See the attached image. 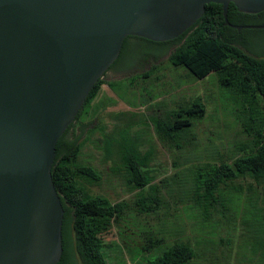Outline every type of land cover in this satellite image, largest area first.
I'll return each instance as SVG.
<instances>
[{"label": "water", "instance_id": "1", "mask_svg": "<svg viewBox=\"0 0 264 264\" xmlns=\"http://www.w3.org/2000/svg\"><path fill=\"white\" fill-rule=\"evenodd\" d=\"M264 0H0V264H57L63 208L51 177L58 139L130 36L173 40L205 6Z\"/></svg>", "mask_w": 264, "mask_h": 264}, {"label": "rangeland", "instance_id": "2", "mask_svg": "<svg viewBox=\"0 0 264 264\" xmlns=\"http://www.w3.org/2000/svg\"><path fill=\"white\" fill-rule=\"evenodd\" d=\"M239 39L244 49L264 58V29L245 30ZM132 46L135 51L156 57H148L129 72H108L103 80L113 82L112 86L103 85L100 94L89 101L82 127L89 126L77 130L79 143H83L79 162L91 166L98 174V184L89 186V191L105 196L112 203L125 201L128 205L125 215L103 236L105 260L108 264H147L174 242L188 241L195 245L204 238L207 250L205 245L200 246L197 264H264V211L257 196L247 194L249 186L255 187L252 182L246 180L242 184V194H228L234 211L220 206L208 222L179 200L180 192L187 194L193 189L191 176L197 166L217 162L216 149L223 158L231 159L236 155V144L247 142L241 126L247 122V113L242 109L241 100L224 92L215 74L197 78L183 67L172 66L168 59L179 44L165 53L155 44ZM144 73L150 76L138 79L135 87L128 89L125 79ZM197 97L205 106V114L194 123V138L186 143L191 149L179 152L169 144L161 146L152 127V117L165 108L171 109ZM94 126L105 130L89 135V129ZM110 130L131 152L144 156L146 151L153 150L150 166H154L155 182L165 181L161 185L163 205L156 214H140L135 207V195L145 185L136 165L130 163L132 177H127L115 153L106 158L104 133ZM197 157L201 158L200 162H195ZM250 232L257 239L251 243L256 254L245 242ZM147 235L160 237L164 242L144 252Z\"/></svg>", "mask_w": 264, "mask_h": 264}, {"label": "trees", "instance_id": "3", "mask_svg": "<svg viewBox=\"0 0 264 264\" xmlns=\"http://www.w3.org/2000/svg\"><path fill=\"white\" fill-rule=\"evenodd\" d=\"M257 14L241 12L233 3L228 4L227 17L232 25H259L254 21ZM243 31L226 27L221 5L211 3L205 6L202 17L190 29L162 44L166 46L161 53L179 44L168 59L172 66L183 67L197 78L215 74L219 87L232 98L240 99L242 109L247 113V122L241 123L247 142L236 144V155L231 159L223 158L220 150L216 149L217 162L197 166L191 176L194 179L193 189L187 194L180 192V202H186L207 222L220 206L234 211L229 205L228 194H242V184L246 180L255 186H249L247 194L257 196L264 211V58L243 48L239 39ZM149 76L144 73L126 78L128 89L135 87L138 79ZM112 84L103 78L97 81L75 117L76 125L83 126L88 103L100 94L101 87ZM204 114L205 106L197 97L155 114L152 127L161 146L166 143L184 152L190 148L186 143L194 138V123L199 122ZM82 126L79 129L89 125ZM104 130L105 127L98 130L94 126L89 129V135ZM69 133L73 138L68 137ZM104 137L106 158L115 153L127 177H132L130 163L135 164L144 180V187H140L135 195L137 211L140 214H156L163 205L161 185L165 181L155 182L154 166H150L154 159L151 156L153 150L149 149L144 156L131 152L127 144H120L115 139L113 130L105 132ZM79 140L80 136L71 124L57 141L51 167L52 181L63 208L62 255L57 264H108L102 254L106 246L103 236L125 215L128 205L125 201L112 203L105 196L93 195L89 191V186L98 184V174L91 166L79 162L83 147ZM200 159L197 157L195 162H200ZM253 240L257 239L250 232L245 242L251 247ZM163 242L160 237L147 235L143 251L148 253ZM201 245H205L206 251L204 238L196 241L195 245L188 241L174 242L161 256L147 264H197ZM251 249L254 254L257 253Z\"/></svg>", "mask_w": 264, "mask_h": 264}, {"label": "flooded vegetation", "instance_id": "4", "mask_svg": "<svg viewBox=\"0 0 264 264\" xmlns=\"http://www.w3.org/2000/svg\"><path fill=\"white\" fill-rule=\"evenodd\" d=\"M254 19H255L254 20L255 22L259 23V25H248V26L264 25V11L259 12V14H257V16ZM138 43L155 44L157 47H159L160 51L161 50L163 51V49H165L164 47L166 45H162V44H166L167 42H153V41H150V40L148 41L147 39H143V38L136 37V36H131L130 38L125 39L122 46H121V49H120V52H119L117 59L106 70V72L103 74L102 78H104L108 72H111V73L113 72L115 74L129 72V70H133L136 67H138L141 63L147 61L148 57H151V56L156 57V55L148 53V52H143V51L138 52V51H135V49L133 50L132 45H135ZM139 53H141V55ZM71 124L74 126V130H76V132H78L77 130H79V128L82 126L80 124L76 125L75 120ZM70 132H72V130ZM68 137L73 138L71 133H69Z\"/></svg>", "mask_w": 264, "mask_h": 264}]
</instances>
